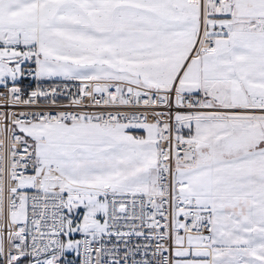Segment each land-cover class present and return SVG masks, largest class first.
Returning a JSON list of instances; mask_svg holds the SVG:
<instances>
[{
    "label": "snow or ice",
    "instance_id": "obj_1",
    "mask_svg": "<svg viewBox=\"0 0 264 264\" xmlns=\"http://www.w3.org/2000/svg\"><path fill=\"white\" fill-rule=\"evenodd\" d=\"M0 264H264V0H0Z\"/></svg>",
    "mask_w": 264,
    "mask_h": 264
}]
</instances>
